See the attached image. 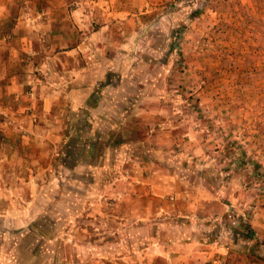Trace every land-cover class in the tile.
<instances>
[{
    "label": "rangeland",
    "instance_id": "obj_1",
    "mask_svg": "<svg viewBox=\"0 0 264 264\" xmlns=\"http://www.w3.org/2000/svg\"><path fill=\"white\" fill-rule=\"evenodd\" d=\"M4 1L13 10L23 7L18 14L24 19L33 0ZM48 1L35 0L40 18ZM107 1L66 0L65 15L73 20L68 33L95 15L100 26L112 9ZM129 1L116 4L133 7L136 26L127 30L120 18L112 21L117 34L125 32L127 52L115 53L116 66L123 63L127 73L114 81L86 68L62 81L59 72L43 68L31 73L58 86L21 93L24 118L15 130L25 135L18 145L29 154L24 150L17 168L0 173V245L13 247L7 263L168 264L169 257L150 259L151 246L173 241L179 225L189 231L196 209L200 215L217 209L211 203L194 206L201 187L233 205L241 222L260 211L264 0ZM83 14L89 19L81 20ZM8 26L2 31L9 33ZM45 93L52 101L45 103ZM96 96L116 98L121 117L101 123L99 134L74 133L88 109L80 103ZM100 108L105 113L95 111L96 119L107 116L108 107ZM34 159V165L26 163ZM11 191L18 200L6 202ZM146 201L152 209L138 218Z\"/></svg>",
    "mask_w": 264,
    "mask_h": 264
},
{
    "label": "crops",
    "instance_id": "obj_2",
    "mask_svg": "<svg viewBox=\"0 0 264 264\" xmlns=\"http://www.w3.org/2000/svg\"><path fill=\"white\" fill-rule=\"evenodd\" d=\"M48 2V12L40 18V14H38L39 4L35 0L31 1L32 5L30 4L28 8L29 13L28 15L25 14L24 19H22L23 15L18 13L24 10L23 7H20L18 11L13 10L12 4L6 5V1L0 0V112L7 116L3 120L0 119V134L4 137V140L0 141V173L2 174L11 173L13 168H17L16 165L18 166L19 158L23 155L24 150L26 155L29 154L25 147L22 152L19 146L21 141L24 145L25 135H20V132L15 130L17 121L24 118L21 114V93L29 89H34L36 92L43 90V88L49 90L53 85L58 86L56 85L57 81L47 80L43 75H34L31 73L32 71L45 68L44 72L50 71L51 74L59 72L63 79L60 80L64 81V79L73 80L75 74H80L81 71L90 68L94 72L93 74L103 73L104 76L114 77L115 81L116 74L121 75L129 70V67L123 63H121V68L116 66L120 60L117 59L115 51L127 52L124 47L127 40L122 41L125 32L121 36L117 34L115 32L117 24L112 23V21L115 19L118 22V18H120L127 30H132V25L136 26L138 15L136 11H133L132 6V11L123 10L120 9L119 4H116V0H108L107 9L112 8V11L103 13L101 25L96 26L97 22H94L97 18L96 15L95 19L88 20L89 16L83 14L81 20H88L89 22L83 23V26L80 23L79 30L77 28L74 34L68 33V26H71L73 20L70 19L69 15H65L66 0H49ZM130 3L134 5L138 2L130 0L128 4L130 5ZM89 5L96 14L100 11L98 7L95 8L90 3ZM6 13L11 18L6 19ZM8 25L12 31L5 33L2 29L9 27ZM31 77H34L35 81H31ZM80 79L83 80L84 78H77V80ZM98 88L99 86L93 88V91H97ZM43 97L45 103L49 100L52 101L51 96L46 93ZM96 99H92L90 103L87 99L85 103L81 99V107L86 106L88 109L83 110L85 111L83 115L86 116H81L82 120L73 128L74 133L90 130L99 134L98 130L103 127L101 123L116 122L121 117L123 110L116 108V103H118L116 98L107 101L96 96ZM32 101L33 105L36 106L35 99ZM103 105L108 107L107 116L96 119L94 113L97 110L103 111L104 109L101 110L100 108L101 106L104 107ZM95 106H98L99 109L90 108ZM104 113L105 111L102 114ZM106 117L107 120L105 121L104 118ZM124 118H126L125 115ZM27 121L29 123L27 125H31L32 116H28ZM86 121H89V126H85ZM78 136L76 135V137ZM26 163L34 165L35 159L31 162L26 161ZM13 197L14 191H11L6 202L18 200L17 197L15 200ZM218 198L208 189L202 187L198 189L194 206L199 208L203 203H211L217 206V209L202 215L196 209L191 218L194 222L191 223V229L185 231V225L176 227L180 233L173 238V241H157L154 246H151L149 250L150 259L163 256L169 257L174 264H216L215 261L222 258L226 260L227 264H264V202L260 211L251 216L248 222L245 219L239 226L235 227L226 219L228 209L234 206L225 199ZM0 202L4 201L0 200ZM146 202L145 209L138 211V218H142L146 211L152 209L151 203ZM158 202V198L152 200L154 206ZM2 212L3 210H1L0 215ZM192 224L193 226L197 224V226L193 227ZM247 226L252 230L250 236L245 231ZM9 245L4 242L0 245V264L7 263V257L12 256L10 252L13 247H9ZM256 254L260 255V258L262 257L258 261ZM16 262L7 264H15Z\"/></svg>",
    "mask_w": 264,
    "mask_h": 264
},
{
    "label": "built area",
    "instance_id": "obj_3",
    "mask_svg": "<svg viewBox=\"0 0 264 264\" xmlns=\"http://www.w3.org/2000/svg\"><path fill=\"white\" fill-rule=\"evenodd\" d=\"M228 220L232 226H239L241 224V219L237 212L234 210V208H229L228 214H227ZM218 264H227L226 260L220 258L218 259ZM168 264H174L173 262H169ZM184 264V263H180Z\"/></svg>",
    "mask_w": 264,
    "mask_h": 264
},
{
    "label": "trees",
    "instance_id": "obj_4",
    "mask_svg": "<svg viewBox=\"0 0 264 264\" xmlns=\"http://www.w3.org/2000/svg\"><path fill=\"white\" fill-rule=\"evenodd\" d=\"M245 231H246V234H248L249 236L251 235L250 233H252V230H251V228L249 226H247L245 228ZM255 256L257 257V261H258V259H261L260 256H257V254Z\"/></svg>",
    "mask_w": 264,
    "mask_h": 264
}]
</instances>
